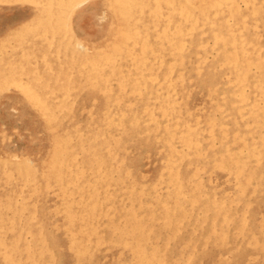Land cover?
<instances>
[{
	"label": "rangeland",
	"instance_id": "rangeland-1",
	"mask_svg": "<svg viewBox=\"0 0 264 264\" xmlns=\"http://www.w3.org/2000/svg\"><path fill=\"white\" fill-rule=\"evenodd\" d=\"M47 1L0 0V264H10L16 238L18 264H264V0H233L236 16L224 3L191 0L207 16L190 29L180 0L133 4L129 20L113 15L111 0H88L71 20L85 48L74 46L71 31L46 28ZM229 26L233 45L224 40ZM237 46L248 62L240 84L228 58ZM65 137L70 156L59 180L50 164ZM240 158L257 171L243 194L232 164Z\"/></svg>",
	"mask_w": 264,
	"mask_h": 264
},
{
	"label": "bare ground",
	"instance_id": "bare-ground-1",
	"mask_svg": "<svg viewBox=\"0 0 264 264\" xmlns=\"http://www.w3.org/2000/svg\"><path fill=\"white\" fill-rule=\"evenodd\" d=\"M88 0H48L47 2H45L44 3V8H45V15L48 17V21H47V23H46V28L47 29H49V28H61V29H63V30H65V32L66 31H71V34L74 36V38H75V43H74V46H76L77 48H85V46H84V44H83V40L80 38V37H78L75 33H74V30H73V26H72V23H71V20H72V17H73V14H75V12H77V10L79 9V7H81L85 2H87ZM146 0H111V5H112V12H113V15L115 16H125V17H127V19L129 20L130 18H131V13H133V4H135V5H143V3L142 2H145ZM161 2L160 3H168V2H170L171 0H160ZM57 2V3H56ZM180 3H179V7H178V11H179V13H180V15H181V17H182V19H185V21H189L190 22V26L188 27V29H190V28H192V26H193V22L196 20V19H201V18H206V12L203 10V9H197L196 10V12L192 9V6H191V0H180L179 1ZM225 4V5H227V7L229 8V10H230V14L232 15V16H236L237 14H238V12L236 11V9H235V7H234V5H233V0H212V2L210 3V4H208V5H210L209 6V8L210 7H219L221 4ZM239 3V2H238ZM207 4V3H206ZM243 8V7H242ZM141 10V9H140ZM257 10H258V8H257V3H251V12H253V13H255V12H257ZM103 11V10H102ZM141 13V12H140ZM223 15V14H222ZM104 16V15H103ZM39 19V18H38ZM36 21V20H35ZM225 21V20H224ZM42 25H44V24H42ZM182 25H183V23L182 22H176V24L174 25V34H175V39H173V41H172V43L177 47V48H180L181 47V43L179 42V37L180 36H182V34H183V32H184V28L182 27ZM20 27V26H19ZM30 27V26H29ZM231 27L232 26H229V27H227L226 29H227V34H226V36L224 37L225 39V41H226V43H229L230 45H233V44H236L237 43V39L235 38V36H234V33L232 32V29H231ZM42 28V31L43 30H45V28H44V26L43 27H41ZM46 32V31H45ZM44 32V33H45ZM240 35V34H239ZM115 36V35H114ZM213 36H214V39H215V41L216 42H218V41H220V40H223V37L221 36V34H219L217 31H214V34H213ZM240 37H241V35H240ZM241 43L242 42H239V44L241 45ZM114 45H116V43H114ZM226 46V45H225ZM4 48H5V46H4ZM8 48V47H7ZM264 49V48H263ZM262 51V50H261ZM137 53V52H136ZM135 54V53H134ZM259 54H260V52H259ZM194 55V54H193ZM245 55V51H244V49L242 48V46H237V47H235L234 48V50L233 51H231V52H229L228 53V58H230L229 60H231V62L233 63V65H234V67L236 68V72L239 74V76H238V79H237V82L240 84V83H242L244 80H246V77H247V73H248V71H247V67H248V62L246 63L245 61H244V63H242V57ZM140 56V55H139ZM138 57V56H137ZM206 59V58H205ZM241 59V60H240ZM156 61V60H155ZM3 62V61H2ZM238 62H239V64L240 63H242V64H240V66H242V67H240L239 66V64H238ZM32 65V64H31ZM3 66V65H2ZM152 66V65H151ZM150 66V67H151ZM257 66H258V68H260L261 70H262V72H261V75H258V77H257V79H258V87L260 88V89H263V82H264V73H263V68H264V60H263V62H259V63H257ZM153 67H155V66H153ZM148 69V68H147ZM153 69V68H152ZM252 69V68H251ZM13 71V70H12ZM190 71V70H189ZM132 72V71H131ZM147 72V71H146ZM142 73H145V71L143 72L142 71ZM205 78V77H204ZM22 80V79H21ZM45 81V80H44ZM98 79L96 78V77H93V78H91L90 80H89V83H91V84H97L98 82ZM51 84V83H50ZM43 86V85H42ZM19 87V86H18ZM20 87H21V85H20ZM127 87V86H126ZM9 88V87H8ZM7 88V89H8ZM95 89V88H94ZM264 92V91H263ZM24 93V92H23ZM235 94L236 93H239L240 94V92H234ZM233 93V94H234ZM260 93V92H259ZM239 94H238V96H239ZM221 95H223V94H220V96ZM230 95V94H229ZM231 95H232V93H231ZM230 95V96H231ZM233 96V95H232ZM236 96V95H235ZM237 96V97H238ZM246 96V95H245ZM263 96H264V93H263ZM234 97V96H233ZM240 97V96H239ZM107 100V99H106ZM225 100V99H224ZM259 101H260V99H259ZM248 102V101H247ZM256 105V104H255ZM219 108V107H218ZM221 108V107H220ZM219 108V109H220ZM239 110L241 111V109L239 108ZM222 111V110H221ZM258 111V110H257ZM262 111H263V115H261V117H264V107L262 108ZM237 112H238V110H237ZM250 112V111H249ZM213 113V112H212ZM214 113H219V112H214ZM220 114H221V112H220ZM238 114V113H237ZM214 116V115H213ZM217 116V115H216ZM220 116V115H219ZM241 116V115H240ZM120 117V116H119ZM109 119V118H108ZM49 120H51V118H49ZM261 125H263L264 123H260ZM264 126V125H263ZM257 127V126H256ZM112 129V128H111ZM205 129V128H204ZM256 129V128H255ZM110 130V129H109ZM114 131H115V129H113ZM131 130V129H130ZM262 130V129H261ZM110 131H112V130H110ZM228 134V133H227ZM131 135V134H130ZM255 137V136H254ZM95 140H96V137L94 138ZM120 140V139H119ZM69 141H70V138L68 137V138H63V139H58L56 142H55V147H54V150H53V156H52V161H51V164H50V168L51 169H53L56 173H57V177H58V179H59V177H61L62 176V171H60L61 170V168L63 167V166H65V165H68V163H69V152H70V150L69 149H67V145L69 144ZM121 142V141H120ZM123 142V141H122ZM184 143L185 144H191V141H190V139L188 138V137H186L185 139H184ZM117 144H118V142H117ZM120 145L122 144V143H119ZM124 144V143H123ZM122 144V145H123ZM125 145V144H124ZM116 146H118V145H116ZM202 146V145H201ZM125 147H126V145H125ZM117 148H119V147H117ZM202 148H203V146H202ZM213 148V147H212ZM142 149H144L143 147H142ZM259 149V148H258ZM118 150H120V149H118ZM127 150V149H126ZM131 150V149H130ZM246 150V149H245ZM144 151H145V149H144ZM131 152V151H130ZM147 152V151H146ZM201 152H203V151H201ZM145 153V152H144ZM149 154H150V152H148ZM200 153V152H199ZM207 153V152H206ZM245 153V152H244ZM262 154L264 153V152H261ZM261 153H259L258 152V155H257V153H255L254 154V152H252L251 150H249L248 151V154L249 155H254V157L255 158H257L256 156H262V154ZM119 154V153H118ZM126 154V153H125ZM128 154H129V152H128ZM220 153H216L215 154V156L216 155H219ZM124 155V154H123ZM231 155V154H230ZM243 155V154H242ZM256 155V156H255ZM206 157V156H205ZM246 157H247V155H246ZM231 158V157H230ZM238 158V157H237ZM206 159V158H205ZM262 159V158H261ZM250 160H253V159H250ZM221 161V160H220ZM162 162V161H161ZM247 161H246V159L245 158H240V159H235V160H233L232 161V164H233V166L236 168V177L238 178V181H239V183H240V186H239V192L240 193H242L243 194V192L247 189V183L251 180V178L252 177H254L255 176V174L257 173V171H255V169H250L249 168V165H247ZM90 164H91V166L94 168V169H96L95 171H96V173H101V170H102V164H103V161H102V157H100V155H98V154H94L93 155V158L90 160ZM113 164V163H112ZM179 164V163H178ZM87 165V164H86ZM180 167V166H179ZM23 168V166L21 165V164H18L17 165V170H20V169H22ZM212 169V168H211ZM121 170V169H120ZM178 170H180V169H178ZM181 171V170H180ZM117 172V171H116ZM263 174V173H262ZM167 176H168V174H167ZM177 176V174L175 173L174 175H170V177H171V179H172V181L174 182V184L176 185L177 184V187H176V189H175V192H174V195H175V207H180V202H179V183H177V178H178V176ZM199 179V178H198ZM60 180V179H59ZM74 180H79L78 179V177L75 175V177L73 178V180L72 181H74ZM69 181H71V180H69ZM209 181H211V180H209ZM158 182V181H157ZM251 184H252V182H250ZM260 184V182L258 183V185ZM196 185V184H195ZM199 185V184H198ZM196 187H197V185H196ZM183 189V188H182ZM206 190V189H205ZM256 190V189H255ZM254 190V191H255ZM103 191H105V190H103ZM135 191V190H134ZM182 191V190H181ZM185 192V191H184ZM87 195H88V197H92L93 195H94V192L93 191H86L85 192ZM192 193V192H191ZM105 194V193H104ZM182 194V193H181ZM193 194V193H192ZM189 195V194H188ZM191 195V194H190ZM208 195V194H207ZM143 196H145L144 195V193H143ZM206 196V195H205ZM182 197V196H181ZM236 197V196H235ZM113 198V197H112ZM184 199H185V197H183ZM189 198V197H188ZM188 198H186V199H188ZM139 199H140V197H139ZM185 199V200H186ZM208 200H209V197L207 198ZM182 201H184V200H182ZM193 201V200H192ZM221 201H223V200H221ZM185 202V201H184ZM217 202H219V201H217ZM110 203H113V202H110ZM186 203H187V201H186ZM193 203V202H192ZM196 203V202H195ZM195 203H193V205L195 204ZM210 203V202H209ZM208 204V203H207ZM221 203L219 202V204L217 203V204H215V205H220ZM224 204V203H223ZM92 206H94V207H96V203H94V204H91ZM102 205V204H101ZM188 205V204H187ZM197 205V204H196ZM204 205H205V203H204ZM209 205V204H208ZM104 206V205H103ZM184 206V205H183ZM192 206V205H191ZM198 206V205H197ZM235 207H237L238 206V204L236 205H234ZM252 206V205H251ZM90 207V205H88L86 208L88 209ZM102 207V206H101ZM188 206H186V208H187ZM201 207V206H200ZM202 207H203V205H202ZM201 207V208H202ZM209 207V206H208ZM221 207V209H222V207H223V209H224V206H220ZM232 207V206H231ZM234 207V208H235ZM135 208V207H134ZM205 208V207H204ZM218 208V207H217ZM92 209L94 210V208L92 207ZM184 209H185V207H184ZM208 209V208H207ZM220 209V210H221ZM230 209H232V208H230ZM230 209L228 208V211H230ZM247 209V208H246ZM219 210V209H218ZM225 210V209H224ZM248 210V209H247ZM246 210V211H247ZM195 211V210H194ZM197 211V210H196ZM232 211V210H231ZM231 211H230V213H231ZM199 212V211H198ZM221 212V211H220ZM226 212H227V210H226ZM229 213V212H228ZM235 213H236V211H235ZM125 214V213H124ZM190 214H192V213H190ZM194 214H195V212H194ZM196 214H197V212H196ZM203 216L205 215L206 216V214H205V212L204 213H201ZM232 214V213H231ZM238 214V213H237ZM74 214L73 213H71V211H68L67 212V216L68 217H70V219L72 218V216H73ZM199 215V214H198ZM197 215V216H198ZM96 216H97V214H96ZM186 216V215H185ZM191 216V215H190ZM192 216H193V214H192ZM200 216V215H199ZM233 216V215H232ZM217 217V216H216ZM235 217H236V214H235ZM235 217H233V218H235ZM246 217V216H245ZM244 217V218H245ZM184 218V217H183ZM200 218H201V216H200ZM205 218V217H204ZM207 218H208V215H207ZM248 218V217H247ZM246 218V219H247ZM185 219H187V218H185ZM189 219V218H188ZM217 219V218H216ZM224 219H226V217H224ZM223 219V220H224ZM237 219H239L238 217H237ZM236 219V220H237ZM207 220H209V219H207ZM233 220L231 219L230 220V222H232ZM240 221H241V224H242V221H243V219H240ZM239 221V222H240ZM248 221V220H247ZM247 221H246V223H247ZM224 222V221H223ZM238 222V223H239ZM213 223V222H212ZM214 223H216V221L214 222ZM147 224H149V223H147ZM232 224V223H231ZM231 226V225H230ZM229 226V227H230ZM245 226V225H244ZM210 227V226H209ZM236 227V226H235ZM240 227V225L238 226L237 225V227H236V229L237 228H239ZM84 228V227H83ZM163 228V227H162ZM226 228H228L227 226H226ZM153 229V228H152ZM183 229V228H182ZM202 229V228H201ZM169 230V229H168ZM167 230V231H168ZM220 230V229H219ZM222 231L221 232H224V228L223 229H221ZM244 230H245V227H244ZM244 230H242L241 231V233L243 232L244 233ZM250 230V229H249ZM254 230V229H253ZM262 230V229H261ZM263 230H264V228H263ZM166 231V232H167ZM170 231V230H169ZM168 231V232H169ZM207 231V230H206ZM211 231V230H210ZM237 231V230H236ZM200 232V231H199ZM216 232V231H215ZM239 232V231H238ZM263 232V231H262ZM160 233V232H159ZM180 233V232H179ZM203 233V232H202ZM211 233V232H210ZM240 233V232H239ZM256 233V232H255ZM264 233V232H263ZM144 234V233H143ZM161 234V233H160ZM160 234H159V236H160ZM181 234V233H180ZM204 234V233H203ZM215 234H218V232L217 233H214V237H216L215 236ZM220 234V233H219ZM222 234V233H221ZM224 234V233H223ZM248 234H250V233H248ZM251 234H253V233H251ZM259 234H260V232H259ZM194 235H195V233H194ZM213 235V234H212ZM212 235H210V236H212ZM226 235V234H225ZM224 235V236H225ZM235 235V234H234ZM233 235V236H234ZM258 235V234H257ZM260 235H262L263 237H264V235L263 234H260ZM148 236H150V234L148 235ZM218 236V235H217ZM248 236V235H247ZM251 236V235H250ZM195 237H196V235H195ZM197 237H198V235H197ZM196 237V238H197ZM199 237H200V235H199ZM213 237V236H212ZM213 237V238H214ZM218 237H221V235H219ZM232 237V236H231ZM243 237V236H242ZM252 237V236H251ZM150 238V237H149ZM166 238V237H165ZM174 238H176V237H174ZM174 238L172 237V239L174 240ZM203 238H205V237H203ZM208 238H209V236H208ZM227 237L225 236V239H226ZM233 238V237H232ZM254 238V237H253ZM43 237H40V236H38V237H36V239L34 240L35 242H38V241H43ZM96 239V238H95ZM170 239L171 238H169V236H168V240L170 241ZM171 239V240H172ZM199 239V238H198ZM209 239H211V238H209ZM208 239V240H209ZM223 239H224V237H223ZM228 239H229V236H228ZM261 239V238H260ZM206 241H207V238L205 239ZM234 240V239H233ZM237 240V239H236ZM246 240V239H245ZM255 240H257V239H255ZM168 241V242H169ZM210 241V240H209ZM225 241H227V240H225ZM248 241H250V240H248ZM258 241V240H257ZM263 241V240H262ZM212 242V241H211ZM234 242H235V240H234ZM259 242H261V241H259ZM80 244H82L81 242H79ZM204 243H206L205 241H204ZM223 243V242H222ZM226 243V242H225ZM228 243V242H227ZM236 243V242H235ZM251 243H254V241H251ZM18 244H20L19 243V239L18 238H16L15 239V241H12V244H11V246H10V249L8 250V252H9V254H8V259H9V262H10V264H18L17 262H15L14 260H13V258H12V254L14 253V251L16 250V248H17V245ZM140 244V243H139ZM203 244V243H202ZM231 244H232V242H231ZM242 244V243H241ZM240 244V245H241ZM244 244V243H243ZM247 244V242H245V245ZM257 244V243H256ZM255 244V245H256ZM156 245V244H155ZM158 245V244H157ZM207 245V244H206ZM227 245H229V244H227ZM233 245V244H232ZM244 245V246H245ZM249 245V244H248ZM262 245H263V243H262ZM168 246H169V244H168ZM28 249L29 248H31V246L30 245H27L26 246ZM180 247H181V245H180ZM195 247V246H194ZM205 247L206 246H204V249H205ZM213 247H215V246H213ZM233 247H234V245H233ZM238 247H240V246H238ZM249 247H251V246H249ZM252 247L253 248H257L256 246H253L252 245ZM261 247V246H260ZM263 247V246H262ZM158 248V247H157ZM182 248H184V247H182ZM181 248V249H182ZM209 248V247H208ZM217 248V247H216ZM264 248V247H263ZM209 249H211V248H209ZM209 249H207L206 248V250L208 251ZM215 249V248H214ZM217 249H219V246H218V248ZM233 249V248H232ZM184 250V249H183ZM200 250H202V248H200ZM230 250V249H229ZM239 250H241V247H240V249ZM204 250H202V252H203ZM210 251V250H209ZM212 251V250H211ZM237 252H239V251H237ZM229 254H230V252H228ZM233 253H235L234 251H233ZM233 253H231V256H232V254ZM27 254L28 255H30V257H27ZM165 254V253H164ZM180 254H181V252H180ZM196 254H198V253H195V255ZM195 255H194V259H195ZM182 256H183V253H182ZM187 256V255H186ZM185 256V257H186ZM221 256V255H220ZM235 257V256H234ZM25 258H27L28 260H31L32 262H38L39 260H38V258H36V256L34 255V256H31V253H26V255H25ZM183 258V257H182ZM216 258H218V257H216ZM225 258V257H224ZM232 257H230L229 259H231ZM236 258V257H235ZM175 259V258H174ZM186 259V258H185ZM191 259H192V256H191ZM191 259H190V261H189V263H191L192 261H191ZM222 259V258H221ZM220 259V260H221ZM226 260H228L227 258H225ZM187 260V259H186ZM185 260V261H186ZM224 260V259H223ZM222 260V261H223ZM226 260H224V262H222V264L224 263L225 264V261ZM257 260V259H256ZM161 261V260H160ZM165 261V260H164ZM179 261V260H178ZM178 261H176L177 263H178ZM229 261V260H228ZM162 262V261H161ZM166 262V261H165ZM182 262V261H181ZM216 262V261H215ZM36 264H38V263H36ZM39 264H40V262H39ZM158 264V263H157ZM180 264V263H179ZM216 264V263H215ZM217 264H218V262H217ZM221 264V263H220ZM255 264V263H254Z\"/></svg>",
	"mask_w": 264,
	"mask_h": 264
}]
</instances>
